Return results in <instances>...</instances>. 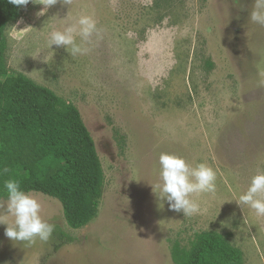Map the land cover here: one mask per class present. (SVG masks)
I'll return each instance as SVG.
<instances>
[{"label":"rangeland","instance_id":"374dc122","mask_svg":"<svg viewBox=\"0 0 264 264\" xmlns=\"http://www.w3.org/2000/svg\"><path fill=\"white\" fill-rule=\"evenodd\" d=\"M42 2L30 0L23 23L6 31L9 76L22 73L78 108L105 187L80 230L67 225L58 200L31 193L54 232L29 244L0 225V264H174L172 242L189 246L209 231L227 236L245 264H264V216L237 203L264 172V26L249 21L254 0H57L46 11ZM81 15L97 23L89 52L50 49L49 33ZM161 153L215 171V191L191 196L196 213L158 206ZM61 231L74 242L60 240Z\"/></svg>","mask_w":264,"mask_h":264},{"label":"trees","instance_id":"16d2710c","mask_svg":"<svg viewBox=\"0 0 264 264\" xmlns=\"http://www.w3.org/2000/svg\"><path fill=\"white\" fill-rule=\"evenodd\" d=\"M24 9L0 0V202L7 198L3 182L18 180L23 191L58 200L67 225L80 230L95 219L103 197V164L77 107L22 73L9 76L6 31ZM58 237L74 242L62 231ZM171 258L174 264H245L242 250L213 231L197 234L189 246L172 242Z\"/></svg>","mask_w":264,"mask_h":264},{"label":"clouds","instance_id":"9594fccd","mask_svg":"<svg viewBox=\"0 0 264 264\" xmlns=\"http://www.w3.org/2000/svg\"><path fill=\"white\" fill-rule=\"evenodd\" d=\"M29 2L30 0H9V3L17 7L26 6ZM56 3L57 0H46L41 4L45 6L46 11ZM64 3L70 4L71 0H64ZM39 15H44V11ZM249 21L264 26V0H254ZM18 23H23V20ZM12 29L16 30V27ZM97 33L95 19L90 15H81L76 24L62 31H51L47 44L50 49L53 45L64 47L71 57L75 58L89 52L91 38ZM258 74L261 77L259 84L264 86V67H258ZM159 165V182L152 185V188L157 200L160 201L158 206L161 209L164 207L163 202L166 201L170 210L190 216L198 211V204L191 199V196L215 191L216 173L205 163L192 167L182 157L161 153ZM4 171L6 172L7 169ZM3 188L7 191V204L5 214L0 215V225H7L5 236L12 241L29 244H34L37 239L48 242L55 225L41 217L40 202L30 192L23 191L18 180H5ZM237 203L254 210L257 216H264V172L258 171L251 178L247 190L239 195Z\"/></svg>","mask_w":264,"mask_h":264},{"label":"bare ground","instance_id":"6f19581e","mask_svg":"<svg viewBox=\"0 0 264 264\" xmlns=\"http://www.w3.org/2000/svg\"><path fill=\"white\" fill-rule=\"evenodd\" d=\"M27 13V12H26Z\"/></svg>","mask_w":264,"mask_h":264}]
</instances>
